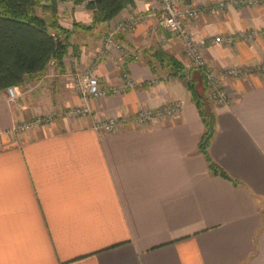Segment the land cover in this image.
Instances as JSON below:
<instances>
[{"label":"crops","instance_id":"0c3cea01","mask_svg":"<svg viewBox=\"0 0 264 264\" xmlns=\"http://www.w3.org/2000/svg\"><path fill=\"white\" fill-rule=\"evenodd\" d=\"M109 22L57 0V18L71 33L64 70L44 72L0 91V264H264V1L252 5L193 0L199 14L185 25L208 66L250 68L220 78L227 104L207 107L215 119L209 153L230 179L209 170L199 141L205 126L187 81L156 61L163 50L180 61L197 91L202 72L187 69L182 39L160 23V0H133ZM137 14L141 19L137 20ZM49 17V13L45 14ZM123 51L102 54L114 23ZM255 30L254 38L244 36ZM216 37L232 42L214 41ZM91 69L100 84L136 82L122 93L92 97V113L70 118L84 103L71 77ZM182 100V109L115 132L96 119L129 117ZM54 113L52 121L19 123Z\"/></svg>","mask_w":264,"mask_h":264},{"label":"trees","instance_id":"16d2710c","mask_svg":"<svg viewBox=\"0 0 264 264\" xmlns=\"http://www.w3.org/2000/svg\"><path fill=\"white\" fill-rule=\"evenodd\" d=\"M71 1L80 4L84 0ZM133 2L88 0L86 7L94 11V22L104 23ZM38 9L42 12L39 13ZM46 13H49V17L45 16ZM70 36L69 30L58 24L57 0H0V91L19 87L26 79L40 76L52 60L63 71ZM154 55L159 64L167 66L172 73L187 81L188 90L205 126L198 148L209 170L236 183L210 156L209 147L215 132L214 115L204 108L203 97L189 79L188 71L174 56L159 48ZM202 76L204 80L203 73Z\"/></svg>","mask_w":264,"mask_h":264},{"label":"built area","instance_id":"2783aa9c","mask_svg":"<svg viewBox=\"0 0 264 264\" xmlns=\"http://www.w3.org/2000/svg\"><path fill=\"white\" fill-rule=\"evenodd\" d=\"M264 0H229L221 1L218 3L219 7H224L228 4L241 3L252 5ZM88 0H84L81 4L86 6ZM200 12V8L193 4V0H160V8L157 11V16L161 25L168 30L171 34L179 36L184 44V50L187 56V69H197L204 74V80L206 84L207 96L209 99L217 103L227 104L230 102V96L227 91L222 87L220 83L221 76L223 77H237L241 75H247L253 69L250 68H225L221 71L215 72L212 70L202 53V46L206 42L197 43L194 41L191 33L188 31L185 21L187 19L195 18ZM136 19H141V15L137 14ZM135 19V20H136ZM135 20L129 19L120 21L112 25V30L107 34L103 40L102 54H106L112 48L123 51V46L116 42L114 39V33L116 30L126 27L130 28ZM258 34L257 31L252 30L247 33L244 38H254ZM226 41L231 43L232 38L216 37L214 41L222 42ZM264 70V65L260 68ZM71 77L75 81V87L79 95L82 97L84 103L74 107H68L63 111L67 117H86L91 115L92 108L89 105V100L92 97H101L109 93H122L130 88L135 87L136 82L126 72L121 74L120 81L115 84H109L102 86L91 69L84 71H73ZM9 94V100L15 103L17 94L14 87L7 88ZM184 102L178 100L170 104H166L156 109L142 108L137 113L129 117H110L106 119H96L93 122V128L96 131L115 132L120 129L123 122L130 120L135 124L141 125L148 123L152 120L163 118L165 116H173L177 114L183 107ZM54 118V113H47L38 115L33 122L19 123L14 127L15 131L22 132L31 128L33 123L45 122L48 123Z\"/></svg>","mask_w":264,"mask_h":264},{"label":"rangeland","instance_id":"374dc122","mask_svg":"<svg viewBox=\"0 0 264 264\" xmlns=\"http://www.w3.org/2000/svg\"><path fill=\"white\" fill-rule=\"evenodd\" d=\"M37 11H38L39 13L42 12L40 9H38ZM219 71H221V70H219ZM201 77H203V76L201 75ZM204 86H205V88H204L202 91L199 90L198 93H199L200 95H202V97H203L204 108H205L206 110H209L207 106H208L211 102H214V101L208 98L207 93H206V92H207V90H206V84H205ZM15 92H16V90H15ZM16 94H17V93H16ZM63 111H64V110H63Z\"/></svg>","mask_w":264,"mask_h":264}]
</instances>
